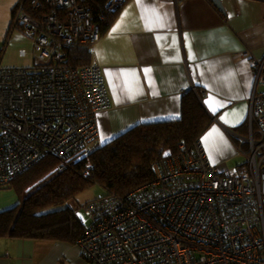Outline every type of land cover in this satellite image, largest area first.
Returning a JSON list of instances; mask_svg holds the SVG:
<instances>
[{
  "label": "built area",
  "instance_id": "built-area-1",
  "mask_svg": "<svg viewBox=\"0 0 264 264\" xmlns=\"http://www.w3.org/2000/svg\"><path fill=\"white\" fill-rule=\"evenodd\" d=\"M12 23L32 38L39 67L0 66V185L45 154L64 159L84 150L98 137L97 116L110 108L101 69L69 68L62 52L100 40L89 0H21ZM249 60L248 135L238 148L245 163L221 174L201 139L179 143L177 154L152 165L151 182L83 205L77 246L87 262L264 264V57Z\"/></svg>",
  "mask_w": 264,
  "mask_h": 264
},
{
  "label": "crops",
  "instance_id": "crops-1",
  "mask_svg": "<svg viewBox=\"0 0 264 264\" xmlns=\"http://www.w3.org/2000/svg\"><path fill=\"white\" fill-rule=\"evenodd\" d=\"M20 1L0 0V62L14 50L19 59L29 57V67L34 43L12 30ZM90 51L110 97V108L96 118L93 149L139 124L178 120L182 95L198 88L213 122L201 137L209 159L221 174L245 163L238 142L248 130L243 137L235 129L250 108L249 59L264 57V0H126ZM18 204L15 193L0 191V212ZM0 264L91 263L77 245L0 238Z\"/></svg>",
  "mask_w": 264,
  "mask_h": 264
},
{
  "label": "trees",
  "instance_id": "trees-1",
  "mask_svg": "<svg viewBox=\"0 0 264 264\" xmlns=\"http://www.w3.org/2000/svg\"><path fill=\"white\" fill-rule=\"evenodd\" d=\"M111 1L89 0L92 15L102 33L121 8L106 10ZM16 26L12 23V30L23 32ZM90 47L64 46L65 65L74 69L92 65ZM38 67L39 63L35 62L24 69L32 71ZM198 92V88L184 92L178 120L139 124L84 156L81 154L85 149L64 159L45 154L15 178L8 179L0 185V191L12 190L19 204L0 212V238L77 245L84 234L78 209L87 202L76 210L66 204L92 186L119 196L151 182L155 162L177 154L181 142L190 146L211 127L212 118L204 109ZM238 129L244 137L246 122L235 130ZM238 144L246 148L244 143Z\"/></svg>",
  "mask_w": 264,
  "mask_h": 264
},
{
  "label": "rangeland",
  "instance_id": "rangeland-1",
  "mask_svg": "<svg viewBox=\"0 0 264 264\" xmlns=\"http://www.w3.org/2000/svg\"><path fill=\"white\" fill-rule=\"evenodd\" d=\"M28 62H29V57H26L25 59H19L16 57V52L14 50H12L11 53L7 56V58L5 60H1L0 65L3 67L20 68V67H25L28 64ZM93 147H94V145L92 143L87 145L85 150L82 152L81 156L86 155L88 152H90L93 149ZM6 191H12V190H6ZM103 194H104V190L102 188H100L98 186H92L89 189H87L86 191L77 195L73 200L68 202L66 204V206L70 207L71 209L76 210L82 204H84L88 201L98 199ZM78 216L82 220L83 223H85L87 221V217L84 215V212L82 209H78Z\"/></svg>",
  "mask_w": 264,
  "mask_h": 264
},
{
  "label": "snow or ice",
  "instance_id": "snow-or-ice-1",
  "mask_svg": "<svg viewBox=\"0 0 264 264\" xmlns=\"http://www.w3.org/2000/svg\"><path fill=\"white\" fill-rule=\"evenodd\" d=\"M137 2L139 3V0H137ZM154 11H155V10H153V12H154ZM157 19H159V17H157ZM116 27H119V24H118ZM115 30H116V28L113 29V31H115ZM145 71L147 72V71H149V70L146 69ZM237 123H239V120L237 121ZM213 131H215V129H214ZM105 139H107V138H105Z\"/></svg>",
  "mask_w": 264,
  "mask_h": 264
}]
</instances>
